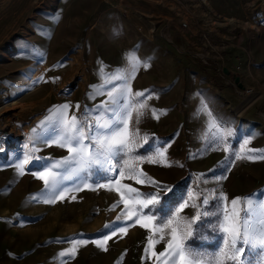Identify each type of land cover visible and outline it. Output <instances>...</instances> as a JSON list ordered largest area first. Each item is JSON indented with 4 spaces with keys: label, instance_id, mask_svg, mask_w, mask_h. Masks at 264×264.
I'll return each instance as SVG.
<instances>
[{
    "label": "rangeland",
    "instance_id": "obj_1",
    "mask_svg": "<svg viewBox=\"0 0 264 264\" xmlns=\"http://www.w3.org/2000/svg\"><path fill=\"white\" fill-rule=\"evenodd\" d=\"M126 84L150 94L138 124L133 113L130 131L139 135L131 155L154 157L159 148L166 159L136 162L144 184L127 178V168L116 178L145 196L172 188L145 214L168 215L190 191L203 190L201 199L223 192L242 204L264 197V160L234 158L248 137L246 147L264 154V0H0V264H154L149 236L157 253L165 250L168 236L159 240L121 216L125 205L113 208L119 194L95 187L98 175L76 191L81 182L56 169L59 188L70 190L54 204L43 202L44 183L31 175L69 155L44 143L52 126L41 125L55 108L69 104V117L88 110L95 117L107 91ZM25 152L43 159L20 175L15 164ZM193 213L181 212L182 226ZM122 224L127 233L112 235L107 251L92 243L110 233L106 225ZM193 228L186 244L214 252L212 226L202 220ZM77 239L88 243L62 256Z\"/></svg>",
    "mask_w": 264,
    "mask_h": 264
},
{
    "label": "snow or ice",
    "instance_id": "obj_2",
    "mask_svg": "<svg viewBox=\"0 0 264 264\" xmlns=\"http://www.w3.org/2000/svg\"><path fill=\"white\" fill-rule=\"evenodd\" d=\"M113 79H122V77L115 76ZM114 92L120 94L114 95ZM106 95L108 100L98 106L99 115L95 117L91 115L90 110L86 111L82 118L76 115L69 117L68 112L71 106L64 104L55 108L45 124L41 125L42 129L49 125L52 126L49 128L48 135L43 138L44 143L49 146L55 144L69 153L62 160L43 164L40 166L41 170L31 172V175L44 183L43 195L46 198L43 202L54 204L58 199H63L70 190L59 188V181L56 177L60 173L56 172V169H65L66 173H71L81 182L75 188L76 191L82 190L83 187H92L87 182L93 175H98L99 180L95 187L106 188L108 191L114 190L119 194L120 199L113 205V208L123 203L126 211L121 216H126L129 220L135 217L134 223H139L142 228H148L151 232L159 234V240H163L165 235L168 236L165 250L159 253L154 250L155 243L158 241H153L152 236L148 237V246L145 251L146 254L154 257V264H264V197H248L242 204L240 198L229 201L223 192L219 195L210 192L203 195L201 199L203 190L190 191L186 198L166 216L158 218L156 215L145 214L142 211L150 206L154 209L160 203L159 191H172V188L168 186H160L156 193L145 196L138 189L121 184L120 179L116 178H124L125 168H127L129 169L127 178L134 179L137 184H144L145 180L140 177H146L147 174L137 171L136 162L146 159L149 163H156L166 159V149L159 148L155 150L154 157L131 155L134 151L133 136L139 135L138 128L130 131L133 113H136L135 123L138 124L139 117L143 115V109L148 107L146 99L150 98V94L146 97L144 92L133 93L130 85L126 84L122 92L116 88L108 90ZM133 97H145V100L133 103ZM79 107L76 105L77 110ZM152 115H156L155 110L152 111ZM213 126L220 127L215 120ZM227 135L233 136L234 133L228 131ZM251 139V137L243 139L240 151L234 153L236 160H264V154H255L261 150L246 147L251 143ZM36 150L33 148L31 151ZM33 159L43 158L34 157L28 152L23 154L19 162L15 164L20 175L25 174V165ZM225 178L221 177V179ZM100 180L104 182H99ZM147 181L158 185V182L151 180L150 177ZM133 193L135 195H130ZM210 200H215L216 204L210 207ZM188 207H192L194 213L191 219L183 218L182 226L180 214ZM121 216H118L117 220H121ZM208 217H215V221H208ZM202 220L210 224L216 233L217 249L212 253L186 244V239L198 230L194 229L193 225ZM106 227L111 229L110 233L100 240L92 241L104 251H107L105 245L112 235L117 232L126 234L128 225L122 224L115 227L106 225ZM200 227H204V224L201 223ZM69 242L72 247L62 253V256L75 255L78 245L88 243V241L79 239ZM246 250L247 254H245Z\"/></svg>",
    "mask_w": 264,
    "mask_h": 264
},
{
    "label": "water",
    "instance_id": "obj_3",
    "mask_svg": "<svg viewBox=\"0 0 264 264\" xmlns=\"http://www.w3.org/2000/svg\"><path fill=\"white\" fill-rule=\"evenodd\" d=\"M239 81H240V80H239V79H237V83H239Z\"/></svg>",
    "mask_w": 264,
    "mask_h": 264
},
{
    "label": "bare ground",
    "instance_id": "obj_4",
    "mask_svg": "<svg viewBox=\"0 0 264 264\" xmlns=\"http://www.w3.org/2000/svg\"><path fill=\"white\" fill-rule=\"evenodd\" d=\"M9 144H5V146H8Z\"/></svg>",
    "mask_w": 264,
    "mask_h": 264
}]
</instances>
